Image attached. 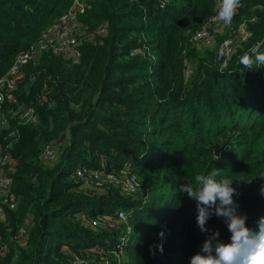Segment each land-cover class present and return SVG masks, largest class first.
Wrapping results in <instances>:
<instances>
[{
  "label": "trees",
  "instance_id": "trees-1",
  "mask_svg": "<svg viewBox=\"0 0 264 264\" xmlns=\"http://www.w3.org/2000/svg\"><path fill=\"white\" fill-rule=\"evenodd\" d=\"M79 1L77 59L53 46L38 50L0 102V148L11 155V184L0 194V264H190L212 230L222 242L231 236L215 215L201 232L195 200L177 191L212 167L234 180L237 213L258 231L264 67L238 61L264 42V0H241L230 27L214 23L212 46L193 35L219 0ZM72 4L0 0V76L38 48ZM241 28L245 37L221 68L218 47ZM28 108L35 122H26ZM47 146L55 153L43 160ZM123 169L139 182L132 194L120 185ZM118 210L127 224L111 227L105 218L115 223ZM161 230L163 253L155 247Z\"/></svg>",
  "mask_w": 264,
  "mask_h": 264
},
{
  "label": "clouds",
  "instance_id": "clouds-1",
  "mask_svg": "<svg viewBox=\"0 0 264 264\" xmlns=\"http://www.w3.org/2000/svg\"><path fill=\"white\" fill-rule=\"evenodd\" d=\"M241 0H220L217 7L216 19L223 26H231ZM253 22H258L256 18ZM264 42H259L250 48L249 52L239 58L243 69L253 70L264 67ZM220 159L213 155L212 160ZM221 170L212 167L206 174H197L194 184L182 183L177 191L186 194L188 199L195 200L197 216L196 223L201 232H208L207 221L213 216L222 217L231 233L228 242L219 240V231L212 230L203 242L201 251L191 256L190 264H264V217L258 220V231L246 227L247 216L237 213V205L233 199L238 195L232 187L231 177H221ZM217 177H220L219 179ZM264 178V174L258 175ZM264 195V187L261 188ZM160 243L155 247L163 253L165 232H158ZM150 253L155 254L150 246Z\"/></svg>",
  "mask_w": 264,
  "mask_h": 264
},
{
  "label": "built area",
  "instance_id": "built-area-1",
  "mask_svg": "<svg viewBox=\"0 0 264 264\" xmlns=\"http://www.w3.org/2000/svg\"><path fill=\"white\" fill-rule=\"evenodd\" d=\"M220 3V0H219ZM219 5V4H218ZM83 11V5L79 0H73L72 6L62 15L58 17V19L48 27L43 33L41 38V43L38 48L31 47L26 52L20 53L15 63L11 66L8 74L5 76H0V102H2L4 94L6 92H10L16 86L15 77L19 74L20 68L22 65L27 63L33 56L36 54L38 50L46 49L47 46H53L54 49L58 51H63L65 55L68 57L67 52L71 51L72 60H76L78 53L76 51V46L78 44L76 36L73 33L74 24L76 20V16L78 12ZM217 11L213 14L198 31L193 35V39L204 46H212L213 45V37L210 32V28L212 25L217 22L216 19ZM245 31L244 28L238 30L237 34L226 38L218 47L217 50V60L222 61L221 68H224L226 65V58L232 52L233 45L238 38H244ZM24 117L26 122H35L37 120V115L35 114L32 108H28L24 112ZM0 125H5V119L0 117ZM55 151L52 146H47L41 155V159L49 160ZM11 164V155L6 150L0 148V194L5 195L6 190L9 188L11 184V179L7 173V167ZM85 170L78 169L76 171V175L80 179H84ZM127 169H123L122 174L123 178L120 181V185L123 191L132 194L139 188V182L137 181L134 174H128ZM94 179L98 178V174H94ZM109 179L111 181L115 180L113 175H109ZM98 184V183H97ZM14 203L10 202V207L13 208ZM2 217V207L0 206V220ZM83 220L86 221V218L82 216ZM115 223L110 221V218H105L106 223L113 227L118 226L120 223L127 224L126 222V214L123 210H118L115 212L114 217ZM97 221L92 220V224H96ZM130 231L129 225H126V234ZM23 232V231H22ZM126 239V238H125Z\"/></svg>",
  "mask_w": 264,
  "mask_h": 264
},
{
  "label": "rangeland",
  "instance_id": "rangeland-1",
  "mask_svg": "<svg viewBox=\"0 0 264 264\" xmlns=\"http://www.w3.org/2000/svg\"><path fill=\"white\" fill-rule=\"evenodd\" d=\"M217 28H218V27H217ZM67 55H68V56H69V55L71 56V51H68V52H67ZM70 59H72V58L70 57Z\"/></svg>",
  "mask_w": 264,
  "mask_h": 264
}]
</instances>
